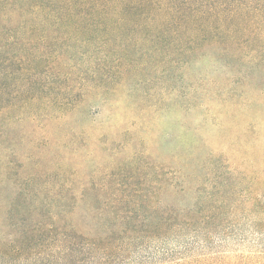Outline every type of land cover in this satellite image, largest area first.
<instances>
[{
	"label": "rangeland",
	"instance_id": "1",
	"mask_svg": "<svg viewBox=\"0 0 264 264\" xmlns=\"http://www.w3.org/2000/svg\"><path fill=\"white\" fill-rule=\"evenodd\" d=\"M153 36L127 30L24 34L29 38L21 48L25 63L41 56L42 65L23 72L38 90L48 87L38 95L67 97L78 106L59 120L43 117L57 112H44L39 103L26 110L0 104V240L20 238L25 196L34 189L29 179L47 188L58 186L57 178L65 175L77 190L99 184L148 189V167L155 164L176 173L179 184H190L185 192L165 191L163 204L199 212L203 204L195 187L204 181L210 162L221 158L241 185L231 189L234 203L219 217L228 223L202 234L209 233L206 238L151 240L149 247L115 264H264V232H254L249 214L240 213L248 197L264 203V98L245 91L258 89L263 78L246 74L236 79L234 70L210 57L212 50L182 69L150 60L143 53L163 47ZM82 79L95 85L80 87ZM104 81L107 91L99 87ZM233 88L244 97L225 107L219 98ZM86 214L82 205L78 216L90 222Z\"/></svg>",
	"mask_w": 264,
	"mask_h": 264
},
{
	"label": "trees",
	"instance_id": "2",
	"mask_svg": "<svg viewBox=\"0 0 264 264\" xmlns=\"http://www.w3.org/2000/svg\"><path fill=\"white\" fill-rule=\"evenodd\" d=\"M122 30L154 34L163 47L149 48L143 56L166 60L173 68H187L212 50L210 57L234 70L236 79L261 76L258 89L245 91L252 98H264V0H0V104L26 110L39 103L44 112H57L43 117L59 120L77 111V103L67 97L38 95L48 87L38 90L37 82L23 72L42 65L41 56L25 63L21 48L29 38L24 34ZM89 82L82 79L80 87ZM108 86L104 81L99 87L107 91ZM243 95L233 88L219 101L225 107L236 106ZM246 105L251 107L252 102ZM210 164L204 181L195 187L203 204L199 212H178L163 204L165 191L185 192L190 184L185 180L179 184L176 173L155 164L148 167V189L118 190L99 184L77 190L74 179L65 175L57 178L58 186L49 183L47 188L29 179L34 189L25 196L28 207L20 238L0 240V264H115L136 249H146L151 240L206 238L209 233L202 234L228 223L219 217L234 203L231 189L241 187L234 181L235 171L221 158ZM82 205L90 222L78 216ZM245 212L252 230L264 232V203L248 197L240 211L244 217Z\"/></svg>",
	"mask_w": 264,
	"mask_h": 264
}]
</instances>
